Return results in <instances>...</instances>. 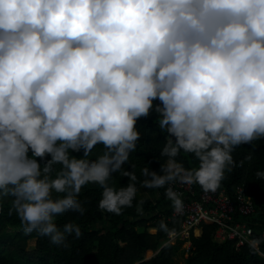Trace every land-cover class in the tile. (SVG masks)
I'll list each match as a JSON object with an SVG mask.
<instances>
[{"label": "clouds", "instance_id": "9594fccd", "mask_svg": "<svg viewBox=\"0 0 264 264\" xmlns=\"http://www.w3.org/2000/svg\"><path fill=\"white\" fill-rule=\"evenodd\" d=\"M153 113L167 160L143 167L140 184L163 188L179 216L174 185L215 193L233 151L264 139V0H0V207L10 198L25 234L80 238L57 217L84 214L90 183L101 211L132 208L138 177L124 165ZM117 172L130 181L119 189L108 183ZM156 231L174 234L164 220Z\"/></svg>", "mask_w": 264, "mask_h": 264}, {"label": "trees", "instance_id": "16d2710c", "mask_svg": "<svg viewBox=\"0 0 264 264\" xmlns=\"http://www.w3.org/2000/svg\"><path fill=\"white\" fill-rule=\"evenodd\" d=\"M158 115L138 121L136 127L141 133L137 148L130 154L129 162L124 165L127 170H133L138 177L136 186L138 192L132 208L124 209L121 215L101 211L98 202L101 199L102 188L96 184H87L81 189L79 199L83 202V215L70 212L57 217V223L62 227L66 222L79 225L83 235L75 238L67 235L63 245L50 243L47 237L37 233L25 234L21 222L11 207L10 198L0 207V264H179L174 260L178 253L179 243L162 245L168 234L162 231H151L164 220L169 228L178 229L180 218L172 215L171 202L165 198L164 189H149L145 198L140 197L144 188L140 181L144 179L141 169L147 166L150 170L159 172L160 166L167 160L161 156L167 134L158 127ZM103 148L98 145L89 159H95ZM70 155L80 156L77 153ZM237 165L229 172L225 171L220 188L234 195L236 187L242 186L244 192L253 201L264 203V179H258L257 171H264V139L252 144L237 147L233 153ZM251 156V159L246 157ZM185 168L199 167V161L192 154L181 152L177 157ZM243 161L241 164L240 162ZM57 169L60 165L55 166ZM129 179L121 173H113L109 184L116 189L126 186ZM198 190L200 186L196 184ZM147 190V189H146ZM143 199L144 215L135 211L136 203ZM255 233L264 226V214L254 217ZM215 225L202 223L191 230V247L184 264H264V256L257 249L245 243L236 246L235 240L218 242L214 239ZM199 232V235H197ZM36 236L35 248L27 249L28 239ZM259 248L264 253V240Z\"/></svg>", "mask_w": 264, "mask_h": 264}, {"label": "built area", "instance_id": "2783aa9c", "mask_svg": "<svg viewBox=\"0 0 264 264\" xmlns=\"http://www.w3.org/2000/svg\"><path fill=\"white\" fill-rule=\"evenodd\" d=\"M173 187L182 194L184 212L175 216L180 218L181 225L178 229H172L174 234H168L162 245L179 243L188 254L191 230L202 223L215 225L213 237L218 242L235 240L236 246H241L258 240L257 237L264 240V226L259 227L256 234L254 220L258 213L264 214V203L256 204L242 186L236 187L234 195L228 194L225 188H219L215 193H205L198 190L196 184L190 187L176 184ZM257 250L264 256L259 246Z\"/></svg>", "mask_w": 264, "mask_h": 264}, {"label": "rangeland", "instance_id": "374dc122", "mask_svg": "<svg viewBox=\"0 0 264 264\" xmlns=\"http://www.w3.org/2000/svg\"><path fill=\"white\" fill-rule=\"evenodd\" d=\"M147 189V188H146ZM146 191L150 192L149 189H147ZM144 189L143 190H140L139 192H141V196L142 198H145L147 196V193ZM35 239L34 238H29L28 239V243H27V249L28 250H32L35 248ZM186 257H187V254L183 248V245H180L179 247V250H178V253H176L174 255V260L179 263V264H184L186 262Z\"/></svg>", "mask_w": 264, "mask_h": 264}, {"label": "crops", "instance_id": "0c3cea01", "mask_svg": "<svg viewBox=\"0 0 264 264\" xmlns=\"http://www.w3.org/2000/svg\"><path fill=\"white\" fill-rule=\"evenodd\" d=\"M144 190L146 191V188H144ZM147 192V191H146ZM156 228H151V231H154ZM31 238H34L35 239V244H36V241H37V237L36 236H33Z\"/></svg>", "mask_w": 264, "mask_h": 264}]
</instances>
